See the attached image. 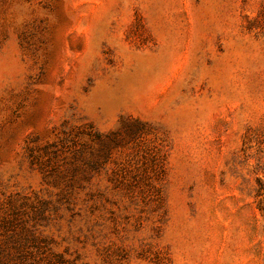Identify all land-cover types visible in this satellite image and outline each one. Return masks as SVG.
I'll use <instances>...</instances> for the list:
<instances>
[{
  "label": "rangeland",
  "instance_id": "obj_1",
  "mask_svg": "<svg viewBox=\"0 0 264 264\" xmlns=\"http://www.w3.org/2000/svg\"><path fill=\"white\" fill-rule=\"evenodd\" d=\"M0 264H264V0H0Z\"/></svg>",
  "mask_w": 264,
  "mask_h": 264
}]
</instances>
